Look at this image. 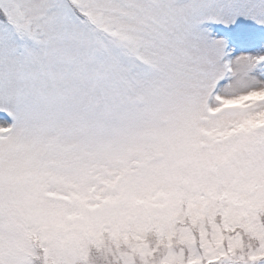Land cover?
<instances>
[{
    "label": "snow or ice",
    "instance_id": "snow-or-ice-1",
    "mask_svg": "<svg viewBox=\"0 0 264 264\" xmlns=\"http://www.w3.org/2000/svg\"><path fill=\"white\" fill-rule=\"evenodd\" d=\"M0 264H264V0H0Z\"/></svg>",
    "mask_w": 264,
    "mask_h": 264
}]
</instances>
